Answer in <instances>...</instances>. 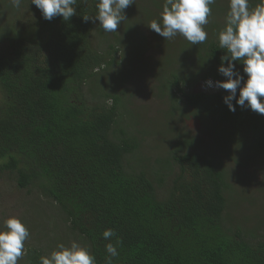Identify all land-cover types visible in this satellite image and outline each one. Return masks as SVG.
I'll return each mask as SVG.
<instances>
[{"label": "trees", "instance_id": "trees-1", "mask_svg": "<svg viewBox=\"0 0 264 264\" xmlns=\"http://www.w3.org/2000/svg\"><path fill=\"white\" fill-rule=\"evenodd\" d=\"M221 1L211 6V36L188 48L195 58L189 67L196 70L186 78L174 71L169 87L182 112L209 124L219 152L244 165L248 152L264 150V115L238 105L231 112L223 102L226 90L202 87L208 79H226L217 71L225 54L218 34L226 21L216 22L215 15L224 9L226 17L229 8ZM1 2L16 18L7 23L10 31L0 23V169L16 172L20 188L36 187L55 202L64 236L50 239L49 249L59 240L68 245L71 233L97 264H106L105 245L117 237L120 255L112 264H264V229L246 232L239 223H223L231 184L219 161L195 142L178 147L160 168L127 169L140 146L129 131L127 105L117 90L101 93L102 85L93 82L87 88L96 70L118 64L121 51L116 41L93 45L95 24L82 16L96 12L94 0H77V15L68 21H48L45 40L29 35L32 25L18 18L20 7ZM258 2L251 0L252 6ZM188 49L177 56L184 64ZM237 68L242 73L243 66ZM155 181H169L165 198ZM109 228L116 232L110 241L102 237ZM46 255L44 247L28 244L18 264H40Z\"/></svg>", "mask_w": 264, "mask_h": 264}, {"label": "rangeland", "instance_id": "rangeland-1", "mask_svg": "<svg viewBox=\"0 0 264 264\" xmlns=\"http://www.w3.org/2000/svg\"><path fill=\"white\" fill-rule=\"evenodd\" d=\"M155 1L135 0V4L127 8L128 14L127 9L125 10L127 19L122 21L117 32H104L98 21L94 23L95 28L90 37L93 45L103 47L107 46V42L116 41L120 42L121 51L118 64L96 70L87 88L92 87L93 82V87L102 85L104 92L101 93L108 89L121 93L130 112L128 119L133 123L129 131L137 137L140 145L139 153L129 155L126 163L128 170L144 169L147 165H153V168L164 166L165 161L178 147L190 148L189 143L195 142L200 151L219 161V165L226 172V181L231 184L225 191L228 204L224 211L223 223L226 226L239 223L246 232L255 230L257 233H263L264 150L259 154L248 152L247 154L252 155L243 161L244 165H240L236 161L238 157H229L219 152L215 144L216 138L208 123L193 117L186 108L182 112L177 107L169 87L171 74L176 71L179 72L180 78H186L196 70L189 67L195 58L188 49L191 44L182 36L177 35L172 40H165L147 26L150 21L159 20L162 4L156 6ZM23 2L18 10V18L30 23L27 24L28 27L32 25L27 29L32 38L45 40L48 36V20L43 19L41 12L30 3L31 0ZM221 3L224 6L229 5V0H222ZM3 10L1 2L0 23L5 30L10 31L7 23L16 17L13 13L9 15ZM224 14V9L219 10L215 21L223 23ZM204 28L208 36H211L209 23ZM185 46L188 49L186 52L191 53L187 64L177 58L183 53ZM114 73L118 75L115 77ZM108 102L111 103V100ZM232 144L231 147L237 145ZM157 161H160L159 165ZM154 177L156 179L157 175ZM155 183L158 196L165 198L170 187L169 181L163 184H159V181ZM9 216L19 217L31 233L32 238L26 242L25 249L28 244H35L44 247L45 253L49 255L51 250L55 249L52 244V249L48 248V241L58 239L64 234L62 216L55 202L36 187L20 188L16 172L0 169V228H3V221ZM73 240L86 246L79 236L70 233L67 243ZM59 243L62 242L59 240Z\"/></svg>", "mask_w": 264, "mask_h": 264}, {"label": "clouds", "instance_id": "clouds-1", "mask_svg": "<svg viewBox=\"0 0 264 264\" xmlns=\"http://www.w3.org/2000/svg\"><path fill=\"white\" fill-rule=\"evenodd\" d=\"M10 2L15 8L22 4V0ZM30 3L48 21L56 17L68 21L77 15V0H31ZM215 3L216 0H164L159 20L154 19L147 26L165 40L180 35L192 45L203 44L208 38L204 26L209 23L211 6ZM133 4L135 0H94L95 15H84L82 19L85 23L98 21L104 32L114 33L127 19L125 10ZM225 21L218 34L219 49L225 54L220 58L217 71L226 79L206 80V86L211 88L204 91L226 90L228 95L223 97V102L231 112H235L238 105L264 115V0H259L255 6L251 0H229ZM237 64L243 66L242 73ZM30 237L27 225L19 217L6 218L0 228V264H18ZM102 237L110 241L116 237V232L105 229ZM120 243L117 237L115 243L105 245L106 264H112L113 258L120 255ZM40 264H97V260L90 248L73 240L68 245L57 244L49 255L40 257Z\"/></svg>", "mask_w": 264, "mask_h": 264}, {"label": "built area", "instance_id": "built-area-1", "mask_svg": "<svg viewBox=\"0 0 264 264\" xmlns=\"http://www.w3.org/2000/svg\"><path fill=\"white\" fill-rule=\"evenodd\" d=\"M202 87L204 90H208L210 89L211 87H207L206 84H205V81L202 83Z\"/></svg>", "mask_w": 264, "mask_h": 264}]
</instances>
